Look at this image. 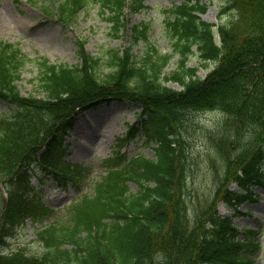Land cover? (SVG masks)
Segmentation results:
<instances>
[{"label":"trees","instance_id":"obj_1","mask_svg":"<svg viewBox=\"0 0 264 264\" xmlns=\"http://www.w3.org/2000/svg\"><path fill=\"white\" fill-rule=\"evenodd\" d=\"M220 1V13L231 16L218 25L200 18L205 0L168 9L172 54H161L148 40L144 23L131 34L143 45L140 57L131 46L94 57L78 41V62L56 64L28 59L18 44L0 41V102L11 106L0 113V184L6 193L5 199L0 193V247L27 219L39 225V249L0 255V264H253L260 231L238 229L234 216L217 214L215 202L236 210L242 200H255L251 185L264 186V0ZM90 3L101 9L113 39L123 34L126 9L145 8L144 0H60L55 13L44 10L70 23ZM192 55L203 66L215 65L204 78L188 67ZM174 56L176 69L166 75ZM31 62L42 96L22 95L18 88ZM111 102L139 107L142 120L128 128L127 138L139 133L153 144V158L127 157L120 141L113 157L103 160L105 174L91 181L92 193L74 199L61 220L49 221L54 211L30 185L31 176L41 180L39 169L77 189L86 183L89 170L62 161V139L78 114ZM204 111L222 115L207 135L221 165L213 168V189L194 195L189 119ZM231 183L244 193L229 189Z\"/></svg>","mask_w":264,"mask_h":264},{"label":"rangeland","instance_id":"obj_2","mask_svg":"<svg viewBox=\"0 0 264 264\" xmlns=\"http://www.w3.org/2000/svg\"><path fill=\"white\" fill-rule=\"evenodd\" d=\"M60 0H0V41L17 43L28 59L45 58L49 63L73 65L78 61V41L85 42V50L94 57H100L107 49L126 48L131 46V53L140 57L143 45L134 43L131 37L132 28L140 23L148 25V40L159 50L161 54H172V44L168 31L165 28V15L174 5H180L185 0H144V6L139 12L125 10V29L121 38L110 37V24L101 13L97 4L90 3L79 12L70 23H63L56 18L44 15V7L51 9L59 4ZM208 7L201 19L218 25L227 23L230 13H220L222 2L220 0H205ZM215 31V28L214 30ZM194 49V48H193ZM176 56H174L164 69L166 75L176 69ZM213 63L202 65V61L196 55L190 56L188 67H197V74L204 78L214 67ZM104 73L108 72L105 68ZM36 68L33 62L25 66L18 88L22 95L42 94L37 92L33 78ZM168 87L179 90L177 83L169 82ZM6 102H0V113H5L10 108ZM139 108L132 103H111L98 106L79 115L73 128L68 132L64 141V161L70 165L82 164L89 169L90 177L86 183L77 189L71 182L63 181L54 174L43 173L36 169L42 182L39 189L42 190V198L46 206L55 210L49 221L61 220L66 207L80 195L92 193V180H98L105 174V166L102 160L112 157L118 150L121 141V151L127 156L142 155L153 157L152 143H147L145 138L136 133L130 139H126L127 128L140 121L137 116ZM190 151L192 164L189 172V188L192 192L208 193L213 189L212 172L219 167L220 161L216 153L209 147L207 135L222 120V115L216 111H204L190 117ZM126 139V140H125ZM214 168V169H213ZM32 184L37 186L35 177ZM131 192L136 190V185L129 183ZM230 189L242 192L236 185ZM251 190L256 195V201L242 200L237 204V215L233 224L239 228L259 230L254 236L261 242V249L252 255L253 264H264V186H252ZM216 210L220 215H233L231 207L222 200L216 204ZM37 225L26 226L16 232L15 236L8 240L2 251L13 252L24 248L30 253L39 249V244L34 242V230Z\"/></svg>","mask_w":264,"mask_h":264},{"label":"bare ground","instance_id":"obj_3","mask_svg":"<svg viewBox=\"0 0 264 264\" xmlns=\"http://www.w3.org/2000/svg\"><path fill=\"white\" fill-rule=\"evenodd\" d=\"M1 18V17H0Z\"/></svg>","mask_w":264,"mask_h":264}]
</instances>
